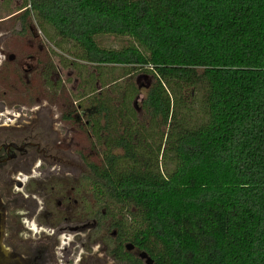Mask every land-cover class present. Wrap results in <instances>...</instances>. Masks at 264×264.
I'll use <instances>...</instances> for the list:
<instances>
[{"label":"trees","instance_id":"1","mask_svg":"<svg viewBox=\"0 0 264 264\" xmlns=\"http://www.w3.org/2000/svg\"><path fill=\"white\" fill-rule=\"evenodd\" d=\"M24 2L55 46L79 49L74 66L121 69L81 86L91 185L119 239L153 264H264V0ZM135 69L153 76L141 115Z\"/></svg>","mask_w":264,"mask_h":264},{"label":"flooded vegetation","instance_id":"2","mask_svg":"<svg viewBox=\"0 0 264 264\" xmlns=\"http://www.w3.org/2000/svg\"><path fill=\"white\" fill-rule=\"evenodd\" d=\"M16 1L19 7L9 10ZM23 1L0 0V198L6 245L29 264H91L92 244L99 246L94 264H102L99 254L107 250L115 264H132L121 251L146 264L134 245L126 249L131 243L119 239L115 220L94 194L86 162V102L59 95L55 53L44 44L36 19L25 16Z\"/></svg>","mask_w":264,"mask_h":264},{"label":"rangeland","instance_id":"3","mask_svg":"<svg viewBox=\"0 0 264 264\" xmlns=\"http://www.w3.org/2000/svg\"><path fill=\"white\" fill-rule=\"evenodd\" d=\"M23 3L25 2L23 1ZM18 7H19V2L16 1L14 4H11V6H9V10L14 11ZM47 30H49L59 39V36H57L55 32H53V30L50 29V27H48ZM41 32H42L41 37L43 39L44 44L48 46L49 48H52L54 53L58 55L56 56L55 54H52V58H53L52 60H53V64L57 65L58 70H59L60 85L61 84L64 85L63 88H61V86L59 85V88H60L59 95L63 96L67 93L68 96L72 97V99L81 101L82 103L86 102V119H87L89 115V109L87 108H89V106L87 103L88 101H86V89L82 90V87H81L84 78L88 77V73L90 71H95V72L98 71L97 68L105 71V74L107 77H111V76L115 77L119 75V73L121 72V69L117 65H109V64H101L100 66L96 67L94 64H91L83 60H77L78 62L80 61L82 65H84L82 67L80 66L77 67V66H74L73 64H69L67 63V61H71L74 59V57L71 55V52L73 51L79 52V49L73 46V42L69 40L68 41L64 40L62 42L60 41L59 43L61 44L63 48H60V47L58 48L57 46L54 45V43L47 36L43 34L42 29H41ZM100 34H99L100 36L98 35L96 37V41L98 42V44L102 46H106V47H119L125 44L128 40L127 37H125L127 36L125 34H115V33H100ZM64 58L67 59L66 62H63ZM111 66H114L116 68L111 69L110 68ZM131 78L132 80H134V82L138 85V88H139L138 96H136V98L134 99V105L137 108L138 114L141 115L142 111L140 109L139 104L141 102L142 97L145 95V91L147 87L152 82L153 76L150 73L142 72V71H139V69H135L132 72ZM96 85L99 87L101 85V81L97 80ZM26 106L27 105H25V107ZM7 110H10L12 112L14 109L9 107L7 108ZM90 149H91L90 145L86 143V151H90ZM93 201L94 199L90 195V206H93L94 204ZM98 249H99L98 245H94V244L91 245V249L89 250V255L91 256V258L88 259V261L91 264H94V260H93L94 257L92 256ZM99 257L101 259L102 264H115V261H113V258L111 257L110 252L108 250L105 252L104 255L100 252Z\"/></svg>","mask_w":264,"mask_h":264},{"label":"water","instance_id":"4","mask_svg":"<svg viewBox=\"0 0 264 264\" xmlns=\"http://www.w3.org/2000/svg\"><path fill=\"white\" fill-rule=\"evenodd\" d=\"M126 249L133 247L132 244H126ZM140 258L144 259L146 264H152L153 260L141 251ZM0 264H29L26 258L6 245V211L0 198Z\"/></svg>","mask_w":264,"mask_h":264}]
</instances>
